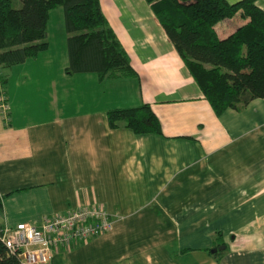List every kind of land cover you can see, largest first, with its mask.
I'll use <instances>...</instances> for the list:
<instances>
[{
	"label": "crops",
	"instance_id": "1",
	"mask_svg": "<svg viewBox=\"0 0 264 264\" xmlns=\"http://www.w3.org/2000/svg\"><path fill=\"white\" fill-rule=\"evenodd\" d=\"M100 6L136 77L67 74V33L54 54L48 41L0 68V226L98 204L110 230L47 264H213L218 231L219 264H264V99L216 115L146 0ZM246 21L238 11L215 29ZM142 103L160 134L108 125L109 109Z\"/></svg>",
	"mask_w": 264,
	"mask_h": 264
},
{
	"label": "trees",
	"instance_id": "2",
	"mask_svg": "<svg viewBox=\"0 0 264 264\" xmlns=\"http://www.w3.org/2000/svg\"><path fill=\"white\" fill-rule=\"evenodd\" d=\"M0 0V68L34 58L48 47L50 11L62 7L67 74H96L98 80L136 77L130 59L104 16L100 0ZM212 109H240L264 99V11L255 0H146ZM241 12L247 21L223 38L215 25ZM221 68L224 71H221ZM0 76V84L6 83ZM111 128L125 126L136 134L161 133L160 121L147 103L107 111ZM1 211V198H0ZM213 264L224 251L215 232ZM0 264H21L0 240Z\"/></svg>",
	"mask_w": 264,
	"mask_h": 264
},
{
	"label": "built area",
	"instance_id": "3",
	"mask_svg": "<svg viewBox=\"0 0 264 264\" xmlns=\"http://www.w3.org/2000/svg\"><path fill=\"white\" fill-rule=\"evenodd\" d=\"M9 105L0 84V113ZM112 225L110 214L98 204L79 207L64 213L45 214L38 226L30 223L0 226V240L16 254L21 264H47L52 254L70 249L91 238L107 233Z\"/></svg>",
	"mask_w": 264,
	"mask_h": 264
},
{
	"label": "rangeland",
	"instance_id": "4",
	"mask_svg": "<svg viewBox=\"0 0 264 264\" xmlns=\"http://www.w3.org/2000/svg\"><path fill=\"white\" fill-rule=\"evenodd\" d=\"M20 4L19 0H13V7H18ZM48 41L52 47V53L57 52L63 42H65L64 38L67 35L64 28V20H63V10L61 6L56 7L55 9L50 11V18L48 21ZM221 71L224 69L221 68ZM59 86H60V81Z\"/></svg>",
	"mask_w": 264,
	"mask_h": 264
},
{
	"label": "water",
	"instance_id": "5",
	"mask_svg": "<svg viewBox=\"0 0 264 264\" xmlns=\"http://www.w3.org/2000/svg\"><path fill=\"white\" fill-rule=\"evenodd\" d=\"M223 248V245H219L218 247L212 249V252L221 250Z\"/></svg>",
	"mask_w": 264,
	"mask_h": 264
}]
</instances>
